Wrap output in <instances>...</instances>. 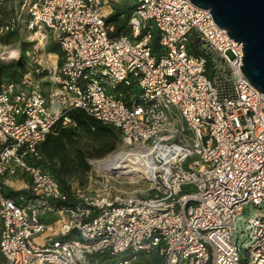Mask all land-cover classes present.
<instances>
[{
	"label": "built area",
	"instance_id": "obj_1",
	"mask_svg": "<svg viewBox=\"0 0 264 264\" xmlns=\"http://www.w3.org/2000/svg\"><path fill=\"white\" fill-rule=\"evenodd\" d=\"M110 1L15 0L0 22V34L21 24L30 46L25 71L0 83V264L127 251L113 264L140 251L153 264H264V211L244 213L264 207V93L242 75L243 44L189 0H132L114 34ZM73 110L139 151L148 196L67 192L38 163L55 126H77Z\"/></svg>",
	"mask_w": 264,
	"mask_h": 264
},
{
	"label": "trees",
	"instance_id": "obj_2",
	"mask_svg": "<svg viewBox=\"0 0 264 264\" xmlns=\"http://www.w3.org/2000/svg\"><path fill=\"white\" fill-rule=\"evenodd\" d=\"M7 0H4V3ZM4 3L0 5V22L5 19ZM132 6L115 11L107 18L115 22V33L119 34L125 30ZM121 14L123 16H121ZM18 29V28H17ZM0 34L1 43H10L19 40L18 30ZM21 56L19 60L8 64H0V83L5 76L21 73L26 69V58L24 51L29 42L19 43ZM57 43H53L52 52H57ZM154 47L156 46L154 39ZM195 53L203 54L208 59V67L211 66L210 54L205 53L200 41L195 38L192 42ZM70 116L77 122L76 127L55 126L54 133H50L45 141L40 144L41 159L38 161L49 170L52 176L60 183L61 187L69 192L72 184L83 182V178L89 173L91 165L89 159H100L112 153L118 144L119 131L114 127L104 124L81 110H73ZM147 264H151L147 262Z\"/></svg>",
	"mask_w": 264,
	"mask_h": 264
},
{
	"label": "water",
	"instance_id": "obj_3",
	"mask_svg": "<svg viewBox=\"0 0 264 264\" xmlns=\"http://www.w3.org/2000/svg\"><path fill=\"white\" fill-rule=\"evenodd\" d=\"M243 44L242 75L264 93V0H189ZM238 44V43H237Z\"/></svg>",
	"mask_w": 264,
	"mask_h": 264
},
{
	"label": "rangeland",
	"instance_id": "obj_4",
	"mask_svg": "<svg viewBox=\"0 0 264 264\" xmlns=\"http://www.w3.org/2000/svg\"><path fill=\"white\" fill-rule=\"evenodd\" d=\"M15 0H7V2L4 3V6H5V12H6V15H5V19H8L10 18L14 11H15V5L16 3L14 2ZM133 3H132V0H115V1H110L109 2V6L111 7L112 10L114 11H119V10H122V9H125V8H128L130 6H132ZM29 19V15L27 13H24L23 16H22V23L23 25L25 24V22H27V20ZM18 34H19V40H13L12 42L10 43H7V44H10L8 47H6L5 43H1L0 42V51H7L9 49H12V48H16L18 49V55L17 56H13V57H0V64H8L12 61H16V59L19 57V52L21 51V47L19 45L20 41L21 42H28L27 40V31L25 29H23V27L20 26L18 27ZM53 43L54 42H50L48 44V50L51 51L52 48H53ZM30 49V46L27 45L26 46V50ZM56 50L58 53H60L61 55V49L60 47L57 45L56 46ZM59 55V54H58ZM9 56V55H8ZM5 58V59H4ZM20 59V58H19ZM124 149L126 148V146L123 144L121 138L119 137V140H118V144H117V147L116 149L113 151H117L118 149ZM128 149V148H126ZM112 152V153H113ZM111 154V153H110ZM109 155V154H108ZM106 155V156H108ZM104 156V157H106ZM104 157L100 158V159H103ZM99 159H89V163L91 165V168H90V171L89 173L82 179L83 182L82 183H78V187L83 190L84 192L86 193H92V188L94 187H98V186H102L105 190V192L107 194H109L112 198L115 197V196H121V197H126L128 195H138L140 197H145V196H148L150 194V190H149V183L148 181L146 180H140L139 182H136V183H129L127 182L126 180H119V178L115 177V176H110L108 174H103V173H100V172H97L94 167H95V163L96 161H98ZM108 175V176H107ZM123 181V182H122ZM5 191H10V189L8 187H5ZM262 211H264V207L263 209H258V208H255L253 206H249L247 208H245L244 210V213L246 215H253L254 213H261ZM133 253L130 252V251H127L126 253L124 254H119L117 256H114V257H109L107 255H102L101 257V264H113V263H116L118 260L124 258V257H129L131 256ZM99 254H88L87 255V258L88 259H92L94 257H98ZM136 256H137V260L134 262V264H138L139 261L142 259V258H150V260H148L149 263L153 264V262L157 263L159 261V256L156 254V253H153L151 255H148L146 254L144 251H140V252H137L136 253Z\"/></svg>",
	"mask_w": 264,
	"mask_h": 264
},
{
	"label": "bare ground",
	"instance_id": "obj_5",
	"mask_svg": "<svg viewBox=\"0 0 264 264\" xmlns=\"http://www.w3.org/2000/svg\"><path fill=\"white\" fill-rule=\"evenodd\" d=\"M17 55L18 49L16 48L0 51V57L4 56L7 57V59L8 57H15ZM94 163V169L97 172L115 176L119 178L120 181L126 180L129 183H136L150 177L147 168L140 160L139 151L136 149H118Z\"/></svg>",
	"mask_w": 264,
	"mask_h": 264
},
{
	"label": "crops",
	"instance_id": "obj_6",
	"mask_svg": "<svg viewBox=\"0 0 264 264\" xmlns=\"http://www.w3.org/2000/svg\"><path fill=\"white\" fill-rule=\"evenodd\" d=\"M57 54V53H56ZM58 55V54H57Z\"/></svg>",
	"mask_w": 264,
	"mask_h": 264
}]
</instances>
